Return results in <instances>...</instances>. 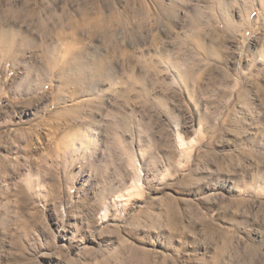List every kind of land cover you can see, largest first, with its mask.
Listing matches in <instances>:
<instances>
[{
	"label": "rangeland",
	"instance_id": "1",
	"mask_svg": "<svg viewBox=\"0 0 264 264\" xmlns=\"http://www.w3.org/2000/svg\"><path fill=\"white\" fill-rule=\"evenodd\" d=\"M0 264H264V0H0Z\"/></svg>",
	"mask_w": 264,
	"mask_h": 264
},
{
	"label": "bare ground",
	"instance_id": "2",
	"mask_svg": "<svg viewBox=\"0 0 264 264\" xmlns=\"http://www.w3.org/2000/svg\"><path fill=\"white\" fill-rule=\"evenodd\" d=\"M181 2V0H176V3H180Z\"/></svg>",
	"mask_w": 264,
	"mask_h": 264
}]
</instances>
